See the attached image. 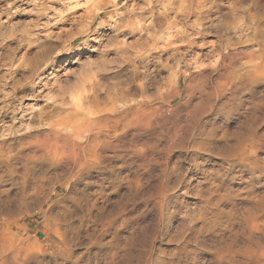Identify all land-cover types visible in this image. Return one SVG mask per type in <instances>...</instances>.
<instances>
[{
    "label": "rangeland",
    "instance_id": "1",
    "mask_svg": "<svg viewBox=\"0 0 264 264\" xmlns=\"http://www.w3.org/2000/svg\"><path fill=\"white\" fill-rule=\"evenodd\" d=\"M203 4L174 27L208 34L173 54L166 26L139 38L145 0H0V264H264V0ZM143 99L128 147L87 151L89 117Z\"/></svg>",
    "mask_w": 264,
    "mask_h": 264
},
{
    "label": "bare ground",
    "instance_id": "2",
    "mask_svg": "<svg viewBox=\"0 0 264 264\" xmlns=\"http://www.w3.org/2000/svg\"><path fill=\"white\" fill-rule=\"evenodd\" d=\"M166 1H168L167 2L168 5L177 2L179 7L181 8L180 12L176 13L174 20H171L168 18V14L166 11H163L160 13L157 12L156 14L153 12L149 13V11H151L152 9V7L150 6L151 2L150 0H145V4L147 6V10L145 11L149 13V15L151 14L150 15L151 20L148 25H145V26L141 25L139 32L140 33L142 32V34L139 35V38L140 39L145 38L143 39L144 41H149L152 43L157 42V38L155 35L161 31L160 29L162 27L166 26L168 30H171L173 32H170L171 35H169V38L172 39V41L168 40L169 38L166 39L167 42L165 44L166 47H164L165 50L168 49L174 54V53H178L179 50L181 51L184 49H191L192 51V49H196V46H195L196 42L203 40L206 34H208L207 29L206 28L200 29V26H193L189 29L191 30V33L188 34L189 32L187 33V30L175 29L174 26H176L178 23L176 21L177 18L180 21L184 22L186 19L190 18L191 16H196V18L199 19L200 15L208 13L209 11L204 10L205 8L207 9L208 7L204 8L203 3L209 0H166ZM155 45L156 44L153 43L152 45H150V47H154ZM212 46L213 48H215V45H212ZM173 54L169 55L168 58H170V60L171 59L175 60L176 55L174 56ZM238 55L239 54L228 55L227 53V54H224L223 57L226 56L225 57L226 59H238L237 58ZM134 58L138 59L139 56L138 57L134 56ZM193 64L196 65L197 62L194 61L192 65ZM185 66H188L187 63L185 64ZM119 72L121 71L119 70L115 72L114 76H117ZM180 75L181 73L177 71L175 75L176 78L173 81L172 87L176 86V84L178 83L180 79ZM110 76H111L110 74L104 73L101 75V79L108 80ZM195 80H196V77H195ZM227 85L228 83L226 81L224 82L223 85H221L223 87L222 91H226L225 88L227 87ZM199 86H201V84ZM91 87L95 89L97 85L92 84ZM163 92H165L163 89L159 91V95L162 100H164ZM222 94L223 93L221 92L220 96ZM117 95H118L117 91L111 89L109 92L105 94H97V95L90 97V99H88L87 102H89L92 105H95L97 102L96 101L97 98L103 97L108 102L113 103L117 99L123 98L121 93H119L120 96H117ZM170 102L171 100L167 101V104H169ZM147 106H148V102L145 99H143L136 104H129V105L123 106V108H121L118 111H116L117 109L116 110L109 109L106 111H99L93 114L92 117H89L88 123H85V128L89 130L90 135L84 139V142L87 145V148H90L89 143L91 142L92 143L91 148L93 149V150L88 149L87 151L88 152L92 151L94 152V154H98V152H101V151L104 153L108 152V154H111V155L116 154L119 150L115 149L111 145L110 139L120 140L124 148L128 147V145L130 144V136H131L130 132L133 128V123H144L145 118H146L145 116H146ZM26 128H28V126H26ZM30 137L31 136L28 135V138ZM49 147L57 157H60L59 163L61 165H68L69 163L67 161L68 160L71 161L72 159H73L72 164L77 165L82 155L86 154L85 153L86 151L84 148L85 145L72 143L70 139L66 137L56 136L55 144L53 148L51 145ZM79 165L80 164H78V166Z\"/></svg>",
    "mask_w": 264,
    "mask_h": 264
}]
</instances>
